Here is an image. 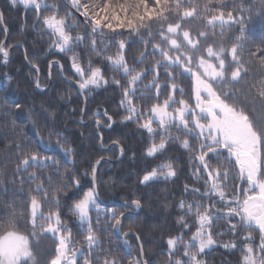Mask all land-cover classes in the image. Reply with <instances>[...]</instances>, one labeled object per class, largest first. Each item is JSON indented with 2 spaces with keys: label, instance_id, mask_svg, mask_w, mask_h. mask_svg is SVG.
Wrapping results in <instances>:
<instances>
[{
  "label": "snow or ice",
  "instance_id": "1",
  "mask_svg": "<svg viewBox=\"0 0 264 264\" xmlns=\"http://www.w3.org/2000/svg\"><path fill=\"white\" fill-rule=\"evenodd\" d=\"M10 2L19 3L26 10L34 8L37 22H42L53 36L51 46L60 53H72L69 60L74 74L78 77L76 83L81 91L89 89L90 86L99 88L101 85H107L109 81L104 75V69L93 67L91 59L87 65L81 64L80 54L75 52V48L87 40L91 51L99 56L114 43L118 51L105 59L114 71L128 78L127 86L122 85L120 80L113 79V83L122 88L121 106L127 113L123 119L140 121L147 116L139 123V127L149 134L150 142L145 149L146 155L155 157L165 151L172 142H179L183 149L188 150L192 175L196 181H202L203 191L199 187L185 185V193H191L193 198L178 201L177 207L183 211V214L177 217L181 230L167 238L169 259L166 264H205L201 254L217 244L213 229L221 220H226L228 230L237 236L239 241L244 242L238 245L234 240L224 243L223 247L235 249L241 246L244 253L242 264H264V118H258L255 110L257 101L264 106V73H256L249 78L253 64H258L264 69V46L256 47L254 51L245 49L248 42L246 21L251 19V15L245 13L250 14L253 11L251 7L245 6V0H203L202 5L190 0H125V3L118 4H113L111 0H104L103 4L99 0L91 3L69 0L71 8L75 9L85 22V31L75 35L73 30L79 21L73 19L69 24L67 21L72 13L60 15L58 4H49L46 0ZM259 3L264 9V0H259ZM185 4L188 6L185 7ZM42 8L51 9L50 14L42 15ZM197 15L201 16V23L206 28L214 29L219 25L221 34L227 27H237L239 34L235 36L236 42L230 49H226L222 44L217 47L212 44L205 46L203 41L208 39V32L198 30L193 34L184 27L189 19L196 18ZM170 17L174 22H169ZM2 21L3 14L0 13V22ZM105 29L109 30L113 40L98 49L95 37H103ZM118 29L127 30L130 35L135 34L136 38L144 43L145 50L140 53L137 63H142L148 55L158 54L161 59L156 60L154 65L137 71L134 66L129 65L125 56L126 47L134 41H116V35H123V31L118 32ZM4 31L6 33L7 28ZM142 31L146 32L147 39L141 35ZM156 37H159V40L153 42ZM11 47L12 45L5 46L3 41H0V62L5 66L9 62ZM246 51L247 60H244L243 54ZM161 68L166 76L163 86L158 82ZM172 68L178 69L179 72L173 73L169 70ZM149 73L153 74L152 81L144 85V88H155L157 101L163 88L170 87L171 91L162 102L142 109L137 107L134 98L138 92L143 97L144 93L138 85ZM177 75L191 77L190 99H193L194 103L176 98L177 91L181 97L185 95L184 89L179 88L176 83H168L174 81ZM241 82L244 84L242 89L231 87ZM36 87H41L39 80L36 81ZM173 105L178 106L172 107ZM105 115L107 116L106 112ZM107 119L112 121L111 116H107ZM154 122L156 127L153 126ZM100 123L97 120L98 126ZM53 134L58 137L55 143L50 140L45 142L37 130V144L45 151L59 149L65 159H70L75 149L62 133ZM22 147V143L17 144V148ZM17 155L19 162L14 169L16 174L27 172L30 167L43 169L55 166L56 175L61 178L63 186L50 192L41 180L34 188L29 189L30 219L24 222L30 224L31 231L27 235L18 230V223L23 214L18 216L13 213L6 221L0 223V264H28L29 261L31 264H38L29 236L36 237L40 233L52 234L58 240L55 254L46 264H122L121 258L112 254L110 246H100L98 234L105 224L120 233L122 218L127 216V211L101 209L95 186L83 192L82 198L76 200L68 211L76 217L79 232L85 234L83 239L86 247L72 246L71 229L61 218L60 197L67 195L64 189L69 186L68 180H71V187L74 188L81 187V180L69 169L61 173L60 161L53 156L42 155L39 151H23ZM213 161H216L215 165ZM99 163L100 160H97L96 165ZM230 165L238 167L236 177L230 175ZM96 173L97 168L94 165L90 173L93 185ZM84 174L88 175L87 172ZM176 175L177 171L169 161L147 171L142 177V182H149L157 176L171 178ZM233 178L246 183L247 187L241 190L239 185H234L232 191H225L229 187V179ZM28 179L39 178L36 172H31L28 173ZM45 179L51 187L52 177L47 176ZM9 182L14 184L16 180ZM23 182L24 178L20 177V183ZM0 184H3L2 179ZM33 192L36 195H32ZM218 204L221 207H217ZM45 205L54 207L44 212L42 208ZM131 205L137 209L141 206L139 200H133ZM125 208L127 210L129 205L125 204ZM92 211L96 213L95 219L90 214ZM186 217L193 219L189 221ZM237 217L239 219L233 223V219ZM36 229H39L40 233H37ZM239 229L258 230L259 243H255L256 238L252 231L238 236ZM186 232H191L187 239ZM123 235L126 237L128 233ZM127 243L125 240V244ZM127 264H150V261L144 258L142 245L138 255L128 259Z\"/></svg>",
  "mask_w": 264,
  "mask_h": 264
},
{
  "label": "trees",
  "instance_id": "2",
  "mask_svg": "<svg viewBox=\"0 0 264 264\" xmlns=\"http://www.w3.org/2000/svg\"><path fill=\"white\" fill-rule=\"evenodd\" d=\"M46 2L58 4L60 15H65L62 14L65 11L73 13V16L68 18L67 21L71 24L74 17L75 20L79 21L76 29L73 30V35L85 31L84 18L75 9L71 8L69 0H46ZM91 2H95V0H82V3ZM99 2L103 4L104 0H99ZM111 2L118 4L125 3V0H111ZM128 2H133V0H128ZM190 2H199L202 5L203 0H190ZM187 6L185 4V7ZM245 6L253 9L250 14L245 13V15H251V19L246 21L248 42L245 44V49L254 51L256 47L264 46V9L261 8L259 0H245ZM0 7L4 13L5 25L10 30L8 45L24 43L29 60L41 70L42 83L45 82L47 85L50 80V62L53 59L62 62L67 76L78 79L69 60L72 53L65 54L55 51V48L51 46L53 36L45 29L43 23L37 22L34 25L36 21L34 9L27 11L25 22V8L21 4H12L10 0H0ZM229 7H232V5H229ZM41 11L42 15L47 14V12L50 14L51 9L42 8ZM121 16L123 18V14ZM169 22H174L173 18L170 17ZM184 27L191 30L193 34L198 30L208 32V39L203 41L205 46L212 44L217 47L222 44L226 49L231 48V45L236 42L235 36L239 34L238 28L235 26L225 28L223 34H221L219 25L214 29L206 28L201 23L200 15L189 19ZM4 29V24L0 22V41L6 38ZM117 31H123V35H116L114 37L116 41L120 39L134 41L126 47L125 56L129 65L134 66L137 71L148 68L150 65H154L156 60L161 59L158 54L155 56L148 55L142 63H137L136 60L140 53L145 50L144 43L140 42L135 34L130 35L127 30L118 29ZM213 32L215 35H213ZM104 33L103 37L99 35L95 37L98 49L103 48L105 43L113 40L109 30L105 29ZM141 35H144L147 39L146 32L142 31ZM158 40L159 37H156L153 42ZM117 51L118 49L113 43L101 55L97 56L91 51L87 40L84 41L83 45L75 48V52L80 54L81 64L87 65L88 60L91 59L93 67L99 66L104 69V75L109 81L107 85H101L99 88L92 87L89 90H84L88 99L85 120L93 119L89 123L80 120L84 109L82 94L75 85L61 76L59 65L54 64L52 85L47 91L41 92L36 88L38 72L27 63L26 54L22 47L17 46L10 53L9 62L6 66L0 62V174H2L0 179L3 180V184H0V223L6 221L8 216L13 213L18 216L23 214V218L18 223V230L27 235L31 231L30 224L24 222V220L30 219L29 189L34 188L41 180L44 181L45 188H49L50 192L63 186L61 178L56 175L55 166L43 169L30 167L27 172L15 173L14 169L19 162L18 152L39 151L42 155H49L58 159L61 173L65 169H69L75 172L77 178L81 180L80 188L71 187V180L67 181L69 186L64 189L67 195L60 197L61 218L71 229L72 246L86 247L83 239L85 234L79 232L76 217L68 211V208L76 200L82 198L83 192L93 187L90 173L92 166H96V161L102 157L115 159L120 154L117 147L104 149L101 146V137L97 126V120H99L102 124L100 130L104 136V145L118 141L125 150L121 160L116 162L107 161L100 168V195L106 201L114 200L113 204L100 205L103 209H115L120 212L132 209L129 206L126 210L123 202L131 203L133 200H139L142 206L141 210L136 214L125 217L121 231L124 233L132 230L138 233L144 245L145 257L150 261V264H166L169 259L167 238L170 235H176L181 230V226L177 224V217L182 215L183 211L177 207L178 201L193 198L191 193H185V185L199 187L203 191V183L194 179L193 169L188 162V150L183 149L179 142L170 143L165 151L155 157L146 155L145 149L150 142L149 134L145 129L139 127V123H142L147 116L140 121H126L123 119L127 113L121 106L122 88L114 84L113 79L120 80L122 85L127 86L126 81L128 78L114 71L105 59L106 56L113 55ZM243 59L247 60V51L243 54ZM0 61H2V57H0ZM245 66L248 67V65ZM169 70L173 73L179 72L175 68ZM160 73L158 82L163 86L166 80L163 68L160 69ZM256 73H264V69L258 64H253L250 67L249 78ZM152 76L153 74L149 73L143 77L138 87L144 95L141 97L138 92L134 98L137 107L142 109H148L152 104L162 102L167 93L171 91L170 87L163 88L159 101H157L155 88H144V85L152 81ZM168 83H176L179 88L184 89L185 95L183 97H181L179 91L175 93L177 99L183 98L189 100V103H194V100L190 99L192 97L190 76L177 75L174 81ZM231 87L242 89L244 84L241 82L240 84H233ZM255 110L257 117L264 118V106H261L259 101L255 104ZM105 112L107 116H111L114 120L113 125L110 127L108 125L112 121L107 119ZM153 126H157L156 122ZM37 130H39L45 142L50 140L53 143L58 139L53 133H62L68 143L75 149L72 157L65 159L59 149L43 150L37 144ZM156 142H159L158 136ZM18 143H22L23 147L17 148ZM221 160H223V157H221ZM169 161L177 171L175 177L157 176L149 182H142V177L147 171L158 164ZM213 164L215 165L216 161H213ZM230 167L232 168L230 175L236 177L238 167L232 165ZM31 172H36L39 179L29 180L28 173ZM86 172L88 175L84 174ZM47 176L52 177L51 187L49 181L45 179ZM20 177L24 178L23 184L20 183ZM12 179H15L16 183H10L9 181ZM228 185L229 187L225 189L228 192L232 191L234 185H239L241 190L247 187L246 183L241 182L238 178L229 179ZM31 194L36 195L35 192ZM53 207L45 205L42 210L48 212ZM217 207H221V205L218 204ZM90 214L95 219V211ZM103 215L102 212V218ZM186 219L191 221L193 218L186 217ZM238 219V217L234 218L233 223ZM36 231L40 233L39 229H36ZM248 231L253 232V236L256 238L255 243L258 244V230L239 229L238 236L246 235ZM216 233H220V235H216ZM213 234L214 238L217 239V244L201 254V259L205 261V264H242L244 253L241 246L235 249L223 247L224 243L234 240L237 241L238 245L244 243L228 230L226 220L216 223ZM98 235L101 242L100 246H110L112 254L119 256L122 264H127L128 259L137 256L139 253L140 246L137 236L134 234H130L126 238H120L109 225L105 224ZM190 235L191 232H186L185 239ZM125 240H127L128 246L125 244ZM29 241L38 264H46V261L55 254V245L58 240L52 234L40 233L36 237L29 236ZM28 264H31V262L29 261Z\"/></svg>",
  "mask_w": 264,
  "mask_h": 264
},
{
  "label": "water",
  "instance_id": "3",
  "mask_svg": "<svg viewBox=\"0 0 264 264\" xmlns=\"http://www.w3.org/2000/svg\"><path fill=\"white\" fill-rule=\"evenodd\" d=\"M3 14V13H2ZM3 20H4V18H3ZM9 34V30L7 29V37H6V39H5V41L3 42L4 44H6V42H7V39H8V35ZM13 47H11L10 49H9V51H11V49H12ZM25 54H26V52H25ZM26 58H27V61H28V63L30 64V62H29V60H28V57L26 56ZM63 67L61 66V72H62V69ZM72 83H74L76 86H78V84L76 83V80H72V79H69ZM78 88H79V86H78ZM39 89V88H38ZM80 90V89H79ZM80 92L83 94V96H84V99H85V105L87 104V99H86V97H85V95H84V92L83 91H81L80 90ZM85 112H86V110L84 109V112H83V116H82V119L84 118V115H85ZM101 144L103 145V139H102V141H101ZM112 145H117V146H119L120 148H122L118 143H116V142H114L113 144H111L108 148H110V147H112ZM123 149V148H122ZM120 159V158H119ZM106 161H112L111 159H109V158H106V157H103L102 159H100V163L98 164V165H96V168H97V173H96V180H95V185H93V186H95V188H96V190H97V192H98V201L100 202V203H102V204H107L108 202H106V201H104V200H102V198H101V196H100V192H99V185H98V173H99V170H100V167H101V165L104 163V162H106ZM109 203H114L113 201L112 202H109ZM124 204H128V205H131V203H127V202H123ZM132 206V205H131ZM129 214V213H128ZM127 214V215H128ZM124 220V218H122V221ZM116 233V232H115ZM126 233H128V235L130 234V233H135V232H126ZM116 235L117 236H119V237H125L123 234H121V233H116ZM127 235V236H128ZM139 240H140V237H139Z\"/></svg>",
  "mask_w": 264,
  "mask_h": 264
},
{
  "label": "rangeland",
  "instance_id": "4",
  "mask_svg": "<svg viewBox=\"0 0 264 264\" xmlns=\"http://www.w3.org/2000/svg\"><path fill=\"white\" fill-rule=\"evenodd\" d=\"M23 6V5H22ZM68 11H65V13H62V14H66ZM71 12V11H70ZM44 13H46V12H44ZM47 14H49L48 12H47ZM73 14V13H72ZM45 15V14H44ZM73 16V15H72ZM71 18V17H70ZM74 19H75V17H74ZM55 51H58L57 49H55ZM44 86H46V84H45V82L44 83H42L41 84V87H44ZM40 87V88H41ZM90 88H92V86H90L89 87V89ZM89 89H86V90H89ZM41 92H45V91H41ZM173 107H177V105H174ZM170 111L172 110V108L171 109H169ZM258 118H262V117H260V116H258ZM100 135H101V137H102V139L104 140V136H103V134H102V132H101V130H100ZM90 188H92V187H90ZM89 188V189H90ZM89 189H87V190H89ZM100 207H101V205H100ZM102 208V207H101ZM103 209V208H102ZM138 243H139V246H141L142 245V247H143V243L139 240V238H138ZM127 246H128V243L126 244ZM143 252H144V255H145V251H144V249H143ZM145 259H146V257H144Z\"/></svg>",
  "mask_w": 264,
  "mask_h": 264
},
{
  "label": "bare ground",
  "instance_id": "5",
  "mask_svg": "<svg viewBox=\"0 0 264 264\" xmlns=\"http://www.w3.org/2000/svg\"><path fill=\"white\" fill-rule=\"evenodd\" d=\"M4 40H5V38H4ZM4 40H3V42H4Z\"/></svg>",
  "mask_w": 264,
  "mask_h": 264
}]
</instances>
